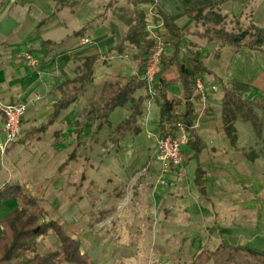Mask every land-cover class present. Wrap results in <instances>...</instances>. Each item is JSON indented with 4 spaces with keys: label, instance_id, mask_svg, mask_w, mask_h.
<instances>
[{
    "label": "rangeland",
    "instance_id": "obj_1",
    "mask_svg": "<svg viewBox=\"0 0 264 264\" xmlns=\"http://www.w3.org/2000/svg\"><path fill=\"white\" fill-rule=\"evenodd\" d=\"M155 1L167 13L177 15L194 5V0ZM120 7L131 10L132 0L97 2L95 22L79 31L71 50L57 53L51 58L52 65L56 66L54 71L58 73L55 77L61 80L84 74L86 61L78 59L80 55L97 56L91 79L84 86L82 96L53 122L49 119L52 110L50 103L35 106L41 102L40 97L23 103L27 109L20 137L3 153L0 152V187L19 184L25 186L29 195L39 192L40 205L46 211L44 220L78 226L74 239L80 242V251L88 253L91 259L94 257L101 264H160L156 256L162 258L163 264H168V260L181 264L182 260H188L198 250L199 239V247L205 245L208 246L205 249L213 250L217 245L216 234H202L200 226L193 229L197 233L186 234L179 228L170 233L165 227L158 226L156 218L152 217L160 211L162 222L171 221L168 213L178 209L179 196L194 194L189 179L192 167L175 174V179L169 177L175 170L171 169L164 184H161V171L154 152L156 139L160 137L159 114L154 100L145 94L144 89L141 94L137 92L133 95L135 101L140 95L145 97L142 112L137 118H132L138 108L134 103L107 115L102 107L91 104L104 82H122L136 72V62L132 59L135 49L129 43L120 45V39L128 30L126 25L116 21L115 11ZM140 7L145 13V29L150 36L148 27L154 23L150 6ZM213 7L216 13L226 17V32L238 33L239 30L255 27L251 25L249 10L242 8L238 13L234 0H218ZM202 15L194 18L188 28L184 25V18L177 21L184 41L186 36H192L190 39L199 52L207 47L199 35L206 29L214 28L203 21ZM82 39H87L88 44L83 45ZM168 51L166 49V53ZM181 51L184 53V46ZM22 53H17L13 60L41 77L46 56L36 58L37 66L29 68L21 57ZM63 55L66 61L61 59ZM203 109H206V103ZM253 117L257 125L255 130L260 135L256 145L264 146V112L253 110ZM252 142V138L244 135L238 144L248 145ZM151 185L167 191L161 195L159 206L152 204L155 209L152 215L143 211L147 205L146 194L152 192ZM171 197L174 202L170 200ZM170 202L173 207L169 206ZM23 207L20 200L5 202L0 218L14 208ZM119 211L125 216L116 217L115 213ZM141 213L147 214L151 221L142 219ZM183 214V209L176 212L177 216ZM209 222H212V218ZM111 224L114 226L110 227ZM34 245L27 255L29 258L56 251L59 240L53 231H48L37 238Z\"/></svg>",
    "mask_w": 264,
    "mask_h": 264
},
{
    "label": "crops",
    "instance_id": "obj_2",
    "mask_svg": "<svg viewBox=\"0 0 264 264\" xmlns=\"http://www.w3.org/2000/svg\"><path fill=\"white\" fill-rule=\"evenodd\" d=\"M74 1L78 2V5L72 11L60 0H0V96L2 97L0 101L26 103L40 97L41 102L36 103L35 106L50 103L52 110L49 119L52 122L69 108L53 117L55 105L59 99L57 89L70 79L61 78L60 80L55 77L58 73L55 72L56 66L52 65L51 58L55 54H62L75 46L74 37L79 34V31H83L84 28L95 22L97 2L101 3L102 0ZM214 1L217 3L218 0ZM234 4L237 6L235 8H238V13L242 8L248 9L251 25L264 30V0H243L242 2L234 0ZM139 6L136 9L142 11L141 7L138 8ZM119 9H125V7H120L115 12ZM162 10L168 15H177L171 12L167 13L163 8ZM183 18L186 28L194 22L193 17H179L175 21L178 27L177 21ZM116 21L123 24L119 19ZM124 37L120 40L122 41ZM190 37L186 36L187 39L184 41L186 47H194ZM189 39L190 42H188ZM202 40L206 42L205 46H207L203 50L200 49L199 52L200 60L207 70V73L202 77L207 98L206 109H202L200 99L194 95L191 99V121L197 137L203 145L200 149L196 148L195 150L187 146L182 148L181 166L173 168L175 170L171 174L169 173L170 179H173L180 171L186 172L192 167L189 179L194 194L179 196L176 212L183 209L185 214L177 216L174 209V212L168 213L172 220L162 222L159 211L152 219L155 217L156 224L165 227V230L170 233L176 231L177 228L184 230L182 232L186 234L197 233L198 231L193 230L196 226L203 229L200 231L202 234L215 233L217 245L213 247L214 249L222 242L231 246L242 245L262 250L264 249V146L256 145L260 135L251 123L240 117L235 120L233 126L236 135L235 141L233 144L230 143L222 124L221 102L223 88H228L231 84H240L246 87L242 94L243 100L254 104H264V53L245 47L232 48L217 42H209L206 38ZM19 52H28L34 58L46 56L42 65L43 74L41 77L13 60ZM209 52L211 55H208ZM182 54L188 56L186 50ZM91 58H94V64L97 58L96 54L80 55L78 59L87 61ZM61 59L66 61L67 58L63 55ZM60 76L62 77V75ZM141 91L143 92V88L136 90L134 94L137 92L141 94ZM168 91L176 97H179L181 93L178 85L170 87ZM133 95L131 102L125 105L134 103L135 107H138L136 111L141 113L145 97L140 95L135 101ZM156 107L159 114L158 106L156 105ZM179 110L182 113L184 107L181 106ZM253 110L256 112L260 109L253 106L252 112ZM244 135L253 139L252 144H238ZM172 182L175 183V181ZM151 190V193L146 194L147 205L143 211L152 215L155 210L152 204L154 203L155 207L159 206L162 200L161 195L167 191L157 188V186H152ZM170 200L174 202L173 197ZM169 206L173 207L171 202ZM121 211L116 212L115 216L124 217L125 214ZM141 214L142 219L145 218L147 222L151 221L147 214ZM210 218H212L211 223L209 222ZM183 223L184 225H182ZM113 226L110 225V227ZM76 227L78 228V226ZM156 232H158L157 229ZM198 241V250L192 253L188 260L184 262L182 260L181 264H188L194 254L202 248L208 247L205 245L199 247L201 241L200 239ZM88 256L91 259L89 254ZM92 259L94 264H101L94 257ZM156 260L160 264L162 263V258L156 256ZM173 262L168 260V264H178Z\"/></svg>",
    "mask_w": 264,
    "mask_h": 264
},
{
    "label": "trees",
    "instance_id": "obj_3",
    "mask_svg": "<svg viewBox=\"0 0 264 264\" xmlns=\"http://www.w3.org/2000/svg\"><path fill=\"white\" fill-rule=\"evenodd\" d=\"M60 2H64L72 11L78 5L74 0H60ZM214 3L216 4L214 0H194V5L180 15L166 14L155 0H132V10L119 9L116 12L117 19L128 26L127 34L120 45L129 43L135 49L132 59L136 62V74L123 79L122 82L104 83L100 92L91 100V104L102 107L104 113L109 114L115 108L131 102L136 90L144 89L141 76L153 41L145 29V13L137 10L136 7L149 5L154 22L161 24L166 44L153 81L154 102L159 109V136L162 138L169 135L174 129V123L181 119L188 128L187 147L200 149L203 143L197 137L192 125L191 99L194 96L196 81H202L207 70L200 60L199 50L185 46L184 35L176 25V19L181 16L199 18L206 10L202 19L214 28L206 29L199 37L236 49L245 47L264 53V30L252 27L239 30L238 33L224 31L226 17L215 12ZM182 46L188 56L182 54ZM166 49L169 50L167 53ZM93 61L94 58L87 59L83 75L67 80L58 87L59 99L53 117L66 110L82 95L83 88L92 75ZM176 85L181 90L179 97L168 91L170 87ZM245 89L246 87L240 84H231L229 88H223L221 118L225 134L232 144L236 138L233 127L235 120L240 117L256 129L253 106L264 111V104H254L242 99ZM181 106L184 107L182 113L179 110ZM139 114V111H135L132 118H136ZM38 193L36 191L35 194L29 195L25 186L19 184H4L0 187V211L3 203L11 200H20L24 206L14 208L0 218V264H94L87 253L80 251V242L74 239L78 231L77 227L44 220L46 211L40 205ZM48 231L56 234L59 248L44 256L34 255L29 258L27 255L34 249L36 239ZM188 264H264V249L258 250L242 245L231 246L221 242L213 250L202 248L193 255Z\"/></svg>",
    "mask_w": 264,
    "mask_h": 264
},
{
    "label": "built area",
    "instance_id": "obj_4",
    "mask_svg": "<svg viewBox=\"0 0 264 264\" xmlns=\"http://www.w3.org/2000/svg\"><path fill=\"white\" fill-rule=\"evenodd\" d=\"M151 10V8H150ZM152 14V12H151ZM151 35L149 36L153 45L150 49L144 72L141 80L144 82L146 95L154 100L155 92L153 89L154 76L158 72L161 57L165 51V39L160 23H152L148 27ZM83 45L88 44L87 39L82 40ZM22 59L26 66L34 68L38 62L30 53L23 52ZM194 95L197 96L201 103L202 109L205 108L206 95L204 85L201 80H197L194 87ZM27 106L23 103H4L0 101V152L3 153L13 143H15L21 134V122L26 113ZM201 114V113H200ZM194 128V126H193ZM188 142V128L184 122L179 119L174 123L173 131L165 136L158 137L155 143V160L161 171V184H164L166 175L173 168H179L183 161L182 147Z\"/></svg>",
    "mask_w": 264,
    "mask_h": 264
}]
</instances>
